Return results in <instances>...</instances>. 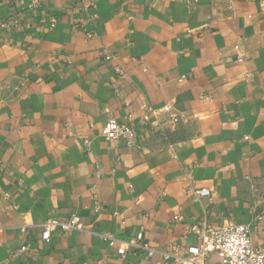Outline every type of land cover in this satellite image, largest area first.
Instances as JSON below:
<instances>
[{"label":"crops","instance_id":"crops-1","mask_svg":"<svg viewBox=\"0 0 264 264\" xmlns=\"http://www.w3.org/2000/svg\"><path fill=\"white\" fill-rule=\"evenodd\" d=\"M29 3L0 0V264H165L203 224L264 245V0Z\"/></svg>","mask_w":264,"mask_h":264},{"label":"built area","instance_id":"built-area-1","mask_svg":"<svg viewBox=\"0 0 264 264\" xmlns=\"http://www.w3.org/2000/svg\"><path fill=\"white\" fill-rule=\"evenodd\" d=\"M37 5V0H30L29 7ZM92 7H95L92 5ZM86 8V7H85ZM105 59H110L105 56ZM100 136L114 146L137 147L135 129L128 123L118 124L113 118L107 119L100 130ZM83 148L90 151V141L84 140ZM213 194L208 189L194 191L192 199L200 203L203 198L211 197ZM5 195H0V199H5ZM95 208V212H97ZM52 226H59L64 232L73 230L80 231L83 226L77 215L72 214L66 222L56 220L48 221L42 232L43 241H49ZM190 231L199 241L197 246H189L184 255H180L177 247L172 248V252L161 253L167 264L171 258L177 264H211L209 258L216 257L219 264H264V245L254 247L251 242V227L249 224H231L226 226H210L203 224L202 227L192 226ZM104 242L112 240L106 235L99 236ZM142 230L138 232L136 238L128 243V246L135 250L143 251L148 258L158 253L155 249L142 242ZM264 244V240H263ZM19 252V251H18ZM126 250L118 249V255L123 257Z\"/></svg>","mask_w":264,"mask_h":264}]
</instances>
